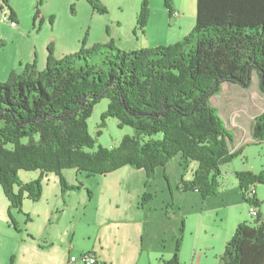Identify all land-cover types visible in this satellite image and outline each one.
<instances>
[{"label":"trees","instance_id":"1","mask_svg":"<svg viewBox=\"0 0 264 264\" xmlns=\"http://www.w3.org/2000/svg\"><path fill=\"white\" fill-rule=\"evenodd\" d=\"M86 1L99 13L107 11L101 0ZM147 1L137 16L142 30L149 15ZM172 2H165L169 13ZM4 44L0 39V48ZM53 44L47 47L44 69L28 62L22 73L12 70L0 82V185L10 210L22 211L25 198L38 200L47 173L59 176L63 192L79 188L67 183L62 174L66 168L104 175L130 164L144 168L150 179L179 153L184 171L192 160L198 163L192 179H181L179 190H197L203 197L217 192L222 165L241 149L234 148V137L211 97L223 82L249 88L255 74L264 93V0H197L192 32L170 46L124 51L114 43H99L61 59ZM95 57L101 61H93ZM103 97L109 106L100 126L115 117L120 126L134 129L110 148L98 142L100 131L93 135L88 124ZM252 135L264 142V111L255 117ZM21 170L39 175L24 181ZM235 174L244 199L259 210L264 201L255 187L264 183V171ZM151 198L145 193L142 200ZM261 218L259 212L255 223H238L215 264H264ZM182 235L183 229L174 254L160 264H181Z\"/></svg>","mask_w":264,"mask_h":264},{"label":"rangeland","instance_id":"2","mask_svg":"<svg viewBox=\"0 0 264 264\" xmlns=\"http://www.w3.org/2000/svg\"><path fill=\"white\" fill-rule=\"evenodd\" d=\"M101 1L107 8L105 13L93 10L86 0H41L40 4L38 0H8V4L0 0V39L5 41L4 46L0 48V82L6 81L12 70L22 73L28 62L36 61L37 68L44 69L46 67V64H43L44 60L48 58L47 47L52 42L55 56L61 59L99 43H114L124 51L138 50L173 45L191 33L195 25L197 0H173L172 13H169L165 6L166 0H148L149 15L144 30L140 29L137 21L143 0ZM38 9L40 13L35 18ZM175 11L179 14L174 15ZM10 12H14L13 18H10ZM11 20H14L15 24H12ZM94 60L99 62L101 57H95ZM255 76L257 77L256 74ZM256 81L249 88H243L236 83L223 82L220 92L211 97L212 104L221 109L223 116L231 119L236 117L235 120L241 119L244 126L248 125L264 111V93L259 89ZM108 106L109 99L103 97L94 107L88 124L93 135L96 136L100 131L98 142L110 148L120 142L126 134L134 133V129L128 125L120 126V120L115 117H108L105 126H100L103 122V112ZM1 125L2 121H0ZM240 149L239 156L230 163L222 165L221 175L217 178L218 190L209 196V211L197 242L193 230L185 231L182 227V244L179 251L181 264H196L197 261V264L218 262L219 252H223L225 245L217 236H220V232L223 234L226 232L222 229L224 223L227 228L236 231L238 223L233 224L231 221L235 212L241 216V222L255 223L257 217L249 212L250 205L239 190V181L235 173L238 170H251L255 173L264 171V142L258 143L256 139L242 141ZM53 174L50 173V176ZM36 176L38 171L19 172L22 180L29 181ZM50 176L49 184L53 189V179ZM256 189L258 194L264 197V183L257 184ZM222 193L225 199L232 200V205L224 208L225 214L223 211L217 213L219 211L213 209L223 201ZM158 198L160 203L161 195ZM25 199L22 211L14 208L10 210V204L7 205V197L0 186V264H10L11 258L14 260L13 264H55L59 255L55 247L41 249L34 241L22 242L26 232L24 222L27 213L24 211L30 212L32 208L38 207L45 210L48 204L46 199L39 203L31 199H26L28 202H25ZM169 207L166 205L167 210ZM9 210L18 224L17 229L10 221ZM261 210L264 212V203ZM34 216L33 230L36 233L38 230L36 226L42 222V216L35 214ZM85 238L79 230L76 235L78 247L88 243ZM200 252L202 255H199ZM73 253L75 254L71 257L79 255L76 251ZM157 254L158 251L155 250L152 253L154 260L144 264H160L155 257Z\"/></svg>","mask_w":264,"mask_h":264},{"label":"crops","instance_id":"3","mask_svg":"<svg viewBox=\"0 0 264 264\" xmlns=\"http://www.w3.org/2000/svg\"><path fill=\"white\" fill-rule=\"evenodd\" d=\"M43 64H46V59ZM252 81V84L255 81L258 84L255 75ZM219 111L221 113V109ZM221 115L223 116L222 113ZM223 117L226 127L234 137V148H240L242 141L255 140L252 135L253 119L244 126L241 119ZM197 168L198 163L192 160L188 170L184 171L180 153L165 166H159L150 179L144 168L136 169L130 164L104 175L66 168L62 170V174L67 183L79 188L64 192L59 176L55 173L50 176L53 172L47 173L43 181V194L36 203L46 199L48 204L45 210L38 207L32 208L30 212L24 211L31 220L26 217V232L22 242L34 241L41 249L55 247L59 254L55 264H72L69 258L75 254L73 251L79 255L84 251L94 253L100 258L101 264H144L154 260L152 253L155 250L158 251L155 257L160 263L162 259H169L174 254L178 233L182 227L185 231L193 230L196 242L203 228L209 211V196L203 197L197 190L181 191L178 187L182 178L192 179ZM49 176L53 179V189L50 188ZM255 191L257 197L264 201L256 187ZM145 193L151 194L153 198L143 202ZM159 195L162 197L160 203ZM222 196L221 204L213 209L219 211L217 213L223 211L225 214L224 208L232 205V200L225 199L223 193ZM25 202L28 200L25 199ZM9 204L8 200L7 205ZM166 205L170 206L169 210ZM258 211L262 214L260 220L264 222V212L261 208ZM34 214L42 216V222L36 226V233L33 230ZM240 217L235 212L231 217L232 223H240ZM220 221L223 222L222 217ZM222 229L226 232H220L217 238L226 246L234 230L227 228L225 223ZM79 230L85 235V240H88L83 247L77 245L76 235Z\"/></svg>","mask_w":264,"mask_h":264},{"label":"built area","instance_id":"4","mask_svg":"<svg viewBox=\"0 0 264 264\" xmlns=\"http://www.w3.org/2000/svg\"><path fill=\"white\" fill-rule=\"evenodd\" d=\"M179 13L177 11L174 12V15H178ZM12 24H15L14 20H11ZM249 212L254 215V217H258L259 211L258 208H256L253 204L249 203ZM100 258L95 255L94 253H82L81 255H74L71 258H69L70 263H81V264H101Z\"/></svg>","mask_w":264,"mask_h":264}]
</instances>
